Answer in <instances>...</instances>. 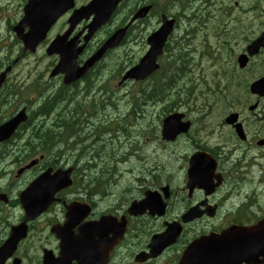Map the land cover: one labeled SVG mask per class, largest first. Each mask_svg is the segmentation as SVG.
Instances as JSON below:
<instances>
[{
  "label": "flooded vegetation",
  "instance_id": "af4514ba",
  "mask_svg": "<svg viewBox=\"0 0 264 264\" xmlns=\"http://www.w3.org/2000/svg\"><path fill=\"white\" fill-rule=\"evenodd\" d=\"M14 1L20 2L21 17L28 2L0 0V74L10 65L3 52L8 45L6 8ZM88 1L76 0L77 7ZM218 1L221 5L212 13V20L221 30L216 32L217 43L230 46L232 38L243 34L245 44L237 56L246 53L248 46L264 34V0ZM245 1L252 2L245 5ZM73 11L61 16L40 48L67 32ZM183 21L188 27L182 38L189 40L183 52L195 72L198 69L193 61L198 46L193 44L192 31H188L195 19L192 14H185ZM16 23L9 24V29L13 31ZM86 25L81 22L69 33L68 46L73 45L75 37L83 38ZM198 28L195 26L196 31ZM27 31L25 27L24 32ZM15 43L23 49L16 35ZM170 43L166 49L168 59L181 61L177 50L170 48L175 42L171 46ZM263 55L264 47L249 58L244 68L233 70V75L249 82L243 93L239 89L244 85L236 90L216 91L210 105L171 108L183 112L190 129L163 142L166 162L181 160L182 164L172 171L164 166V171L158 173L168 176L148 188L160 194L165 205L163 214L152 215L150 210H144L130 215L128 205L121 202L118 194L102 196L91 186L64 188L47 203L42 194L39 203L25 202V198L33 196L29 191L32 182L45 170H56L61 164L50 163L52 155L41 154L38 159L27 152L26 146L32 149L31 145L40 139H28L26 126L0 141V264H200L204 235L220 233L230 226H252L263 220L264 96L250 90L252 82L264 77ZM9 82L10 77L0 87V126L22 108L19 105L23 101L17 91L9 88ZM232 114H236L235 120L229 122ZM194 155H198L195 171L199 178L189 184ZM34 159L38 162L28 167ZM154 167L160 166L156 163ZM178 181L179 186H174ZM166 185L168 191L163 193L161 188ZM146 190L134 199H142ZM106 215L118 219L107 225L101 221ZM122 217L126 218L124 228L119 225ZM175 224L180 226L179 231L156 242V236ZM165 241V246H161ZM208 246L213 247V243ZM260 261L258 264H264L263 257Z\"/></svg>",
  "mask_w": 264,
  "mask_h": 264
},
{
  "label": "rangeland",
  "instance_id": "374dc122",
  "mask_svg": "<svg viewBox=\"0 0 264 264\" xmlns=\"http://www.w3.org/2000/svg\"><path fill=\"white\" fill-rule=\"evenodd\" d=\"M135 1L136 0H129L120 10L114 23L108 25L106 27V31H102L97 35L96 40L89 49V53L97 47V44L101 41L100 39L107 34V31L115 27V25L121 19L120 17H125V15L131 10V8L135 7L138 4ZM180 1L181 0H175L173 7L167 6L168 10L172 13H178ZM251 2L252 1H245L244 4L248 5ZM167 3L169 4V2ZM7 4L8 2L6 1V5ZM19 4L20 2L14 1L9 5L8 9L6 8V42L8 43V45L6 46V50H4L3 54L6 55V62H9L10 64L18 57V60L15 63L16 67L10 77L9 88L17 91L20 95V99L27 105L33 106L34 109H36L37 106L42 104L46 99L53 98L61 91L66 90L67 92H69V94L74 93L77 96L76 100L70 105V108L67 110L68 113H65L64 111L63 114L64 117H67L70 121H75L78 116L84 115V113L81 111L77 112L75 110H72L75 107V103L79 102L80 104H82V107L84 109L87 106L86 97L79 95L80 87L85 86L87 88L90 86V84L85 82L72 88H67L63 86L61 77L51 78L49 76L48 70L45 71V69L49 65V63L54 60V57L47 56L45 47L39 49V51L34 55L26 56L25 59L19 57V55H21L22 49L18 45H16L15 33L8 27L9 24L11 25L15 21L18 23V20L21 18ZM158 4H162V0H158ZM219 5H221V3L217 0L216 7H218ZM215 9L216 8L212 3L207 6V8L203 11V15L207 17V22H203L202 24H200L201 27H199L191 37V39H193V44H196L198 46L199 52H201L200 50H202V48L205 49L204 54H202L201 57L198 53L197 58L199 62V68L196 72H194V76L197 79L196 82H198L199 87H203L204 90L202 98L200 99L198 97L195 99V101H199L200 99V104H198L197 106H201L203 105V103H212L216 91L228 89V76L221 71L220 65L224 62L226 65L232 68V65H235V56L239 53V50L245 44V39L243 40L244 35L241 34L237 38L231 39V41L233 42L232 45L230 44V46L225 47L224 49H222V51L220 50L216 37V32H220V29L215 26V21L212 20V13L215 11ZM157 21L158 18L156 16H151L148 18V21L137 26L134 29L133 34L129 36L127 41L123 45H121V47L114 51H111L110 54L105 57V59L103 60L104 64H102L100 69L96 71V73H99V71L104 72V77L100 81L106 89V92L102 94L104 105L107 107H117L100 110L99 112H101V117H118V119H123V117L126 116L129 112L134 99L137 96L139 98H143V92H149L157 84V81L154 80L158 79L159 75H155L154 78L142 84L130 81L127 82L126 85L122 86H119L118 84L119 78L114 79L118 73L124 70L127 66L136 63L139 58L146 52V50L148 49L146 43L147 37L151 34L152 31L157 28ZM187 27V24L183 20L179 21V27L175 31L170 46L173 45L174 42L182 39V36L185 33L184 29L186 30ZM169 60L170 59H168V55L166 54L165 57L161 59V62L167 63ZM244 80L245 77H243V82ZM201 81H203L204 83H202ZM245 85L246 83L239 89L240 92L243 93V91L246 90ZM172 99L173 100H171L169 103L177 99L176 95L172 96ZM142 100L147 99L144 98L140 101L142 102ZM108 101L112 102L111 106L108 104ZM163 110L165 111L164 104H158L155 107L147 106L146 112L145 114H143L144 117L140 119V122L135 121L132 126H129L131 136L126 139L125 136L121 135L120 142L118 143L119 145L124 142V147L117 148L118 154L124 151L131 154L130 158H128L127 161L123 162L119 166L120 171H122V176L120 178L119 184L120 186L129 185V199L131 200L142 194L139 192L140 189L150 188L151 184L156 183L155 178L152 176H148L147 174V170L152 169L156 163H158L159 166H166L170 171H172V169H178V167L182 164L181 160L177 162L171 161L167 163L162 158H157V155L159 156L160 154L155 151L158 147H160L158 141L161 139V119L163 118ZM53 111H57V108L55 107ZM56 119V115L49 118L47 120V123L44 125L45 128L43 129V132L45 131V129H56L58 131L60 128L54 124ZM145 131H149V133L145 134ZM70 141L71 139L69 140V142H61L57 145V147L66 150L61 163L68 162L69 165H77L79 169L77 175V186H81L87 180L86 177L88 174V169L94 171L93 173H95L96 170H100V165L105 162L106 159H103V157H97L94 160L98 163L97 169H90L87 167L86 159H84V154L78 153L80 145L73 146ZM136 145L139 147L137 154L140 159H142V161L138 159V156L136 154ZM26 150L27 152L30 151L28 147L26 148ZM106 155L109 156L108 154ZM109 157L112 158V156ZM86 158H91V156H88ZM48 161L55 165L60 164L57 159L55 150L52 153V158ZM110 162L112 163V161ZM140 162L145 165L144 169H141V167L139 166ZM108 173L109 172L106 173L105 178H108ZM155 174L159 175L158 179L160 180H163L168 176V173L163 172H155ZM174 186H179V181ZM115 194H118V196L121 197L122 194L120 188L117 192H115Z\"/></svg>",
  "mask_w": 264,
  "mask_h": 264
},
{
  "label": "water",
  "instance_id": "95a60500",
  "mask_svg": "<svg viewBox=\"0 0 264 264\" xmlns=\"http://www.w3.org/2000/svg\"><path fill=\"white\" fill-rule=\"evenodd\" d=\"M39 0H30L29 4L26 7V15L23 20L16 26L15 30L19 35H23L21 38L25 43V50H31L32 52L36 51L37 45L43 40L46 35L47 30L54 22L55 18L59 16V14L68 9V3L70 1L71 6L73 4V0H52V1H60L62 4L61 8H50L48 10H40L37 8V3ZM47 0H41V2H46ZM121 0H93V2L85 8H82L79 11L75 12V15L72 17V20L76 24L83 17H89L92 13H96L94 21L90 25V32L86 36V41H88L94 33L101 27L103 24L107 23L115 10L116 6ZM149 8H145L140 11L135 18L144 16ZM29 26L30 31L27 34L23 33V26ZM174 28V20H167L166 17L163 19V25L159 30L154 32L149 38L148 43L150 45V49L148 52L142 57L140 63L130 69L126 75L124 76V80L128 78H133L136 80H143L147 78L150 74H152L156 69L159 68V64L157 63V58L163 53L165 43L168 39V36L172 32ZM127 31V27L124 29L118 30L115 34H113L104 45L90 58L88 59L83 66H79L77 64V59L79 55L83 52L86 44L81 47H77L78 42L76 40L74 46L62 45L60 46L59 41H54L51 46L48 48V53L50 55L54 53L60 54V61L56 68L52 72V76L58 73H64V83L71 84L76 81L80 77L86 74L90 67H92L97 61H99L105 52L110 49L118 46L120 42L123 40ZM264 43L256 42L253 46L250 47V54L256 52L253 50V47L259 48L260 45ZM246 60V56L240 57V63L244 66ZM11 68L6 70L0 77V85L4 80L5 74L10 71ZM252 91L260 92L264 94V79L258 82H255L252 85ZM182 115H174L172 119L174 122H171L170 119H166L163 135L164 138H174L177 134L186 131L188 129V124L181 123ZM25 111L19 113L16 117L6 123V125L0 128V140L3 139L6 135L8 138L14 130L18 127V125L26 120ZM72 171H67L68 173L61 175L62 171L60 170L58 174L53 177H47V174H44L38 181L34 182L33 185L29 188V191L33 196L30 198H25L24 201L29 203H39L40 198L39 194L43 195V202H50L51 196L55 194L57 190L62 188L61 185H68L70 181H67L68 174ZM195 169H193L192 174L194 175ZM42 187H46L42 190ZM51 195V196H50ZM149 202L145 201V205ZM152 205H156L155 202ZM153 210V207H150ZM227 235V234H226ZM224 235V236H226ZM228 236L224 237L223 240H227ZM209 252L203 255V258H207L210 260L208 264H233L231 259L237 257V254L232 251H228V243L227 242H219L217 244H213V247L208 249ZM244 257V256H243ZM247 258L249 256H246Z\"/></svg>",
  "mask_w": 264,
  "mask_h": 264
},
{
  "label": "trees",
  "instance_id": "16d2710c",
  "mask_svg": "<svg viewBox=\"0 0 264 264\" xmlns=\"http://www.w3.org/2000/svg\"><path fill=\"white\" fill-rule=\"evenodd\" d=\"M170 84L174 83L173 81L169 82ZM168 83V84H169ZM194 83H198V82H190L187 84V86L185 87L186 92L183 95H179L178 98H183L185 100L186 103H189L191 100L192 102L190 104H194V98L197 94H199L198 92H201L203 90V87H198L197 84ZM165 83H163L162 81H158L157 82V86H158V91H160V87L163 86ZM194 90H197V93L194 92ZM63 94L65 95H75L74 93L69 94V92H67L66 90L63 91ZM55 104H57L60 100V98L55 97ZM50 108L45 110L46 114H49L52 110V106L53 103L50 104ZM90 108H83L82 104H80L79 102L75 103V107L72 110L75 111H81L84 113V115L78 116L77 119L75 121H70L67 117H64L63 112L65 111V113H68V109L70 108V106L67 104L64 106V109L62 110L61 114H60V118L59 121L57 122V127H59L60 131L54 129H45L44 131V136L45 137H49V139H51L48 143L45 144V146H43L44 148H49L51 146H53L52 144L54 143V137H65V138H70L73 137L74 138V142H73V146H79L80 148L78 150L79 154H85L86 152H90L93 151L95 154H97L98 157H102L105 156V152H107L110 148H109V143H107L106 139L103 138V136L105 137V133L108 130L109 126L108 125H104V124H100V125H94L92 126L91 130L88 132L87 130V126H88V122H90V117L92 116L93 113H96L100 107L104 106V104L101 103H93L89 105ZM116 129L117 130H121L125 133H128V131L125 128V125H121V123H116L115 124ZM108 142H111V138L107 139ZM67 144V143H66Z\"/></svg>",
  "mask_w": 264,
  "mask_h": 264
}]
</instances>
